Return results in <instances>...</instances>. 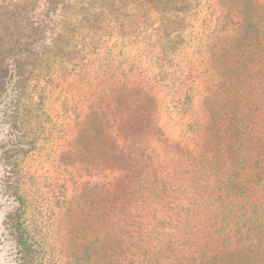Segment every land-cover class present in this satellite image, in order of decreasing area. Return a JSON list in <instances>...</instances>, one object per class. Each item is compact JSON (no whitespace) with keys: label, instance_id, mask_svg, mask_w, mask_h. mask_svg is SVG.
<instances>
[{"label":"rangeland","instance_id":"obj_1","mask_svg":"<svg viewBox=\"0 0 264 264\" xmlns=\"http://www.w3.org/2000/svg\"><path fill=\"white\" fill-rule=\"evenodd\" d=\"M30 1V17L43 18L44 0ZM242 1L170 3L182 20L184 40L176 53L174 89L181 100L185 92L192 97V111L205 115L204 130L212 121L242 118L239 109L263 96L258 71L264 49ZM257 1L263 11L264 0ZM25 6L0 0V61L18 31L12 15L25 14ZM83 15L71 4L65 14L45 19L42 50L30 57L37 62L24 73L18 101L24 133L17 137L31 145L8 158L2 111L10 113L12 104H6L13 91L0 88V264H18V228L27 236L33 264H264V209L252 214L262 193L237 201L234 218L221 212L192 217L187 233L177 228L172 210L166 218L162 203L175 209V199L185 204L205 188L212 196L222 194L226 175L236 176L226 161L240 160L237 142L214 134L204 139V159L192 161L191 142L186 154L180 150L185 136L179 118L169 113L167 90L155 94L158 126L170 136L163 143L151 139L155 123L153 118L146 126L144 93L158 70L147 42L118 37L106 22ZM147 22V34L159 26L155 19ZM144 138L151 143V161L143 154Z\"/></svg>","mask_w":264,"mask_h":264},{"label":"trees","instance_id":"obj_2","mask_svg":"<svg viewBox=\"0 0 264 264\" xmlns=\"http://www.w3.org/2000/svg\"><path fill=\"white\" fill-rule=\"evenodd\" d=\"M19 1L26 3L25 9L20 10L21 12L25 11V14L20 16L18 12H15L12 15L18 31L15 40L12 41V47L0 61V88L3 91L7 89L13 91L12 100H9L6 104H12L10 113L7 110L2 111V118L7 125V150L5 151L7 158L10 153H19L31 145V142L27 139L17 137L20 132H23L20 126L18 101L24 93V73L28 68H34L35 62H37V59L33 61L30 57L39 55L38 51L42 50L38 48L42 38L41 29L46 21L50 22L47 20L48 17L50 20V17L53 18L57 11H60L62 15L65 14L71 9L72 4L78 6L79 10L84 11L85 15L82 19L92 17L94 22H106L107 28L111 31L115 30L114 32L118 37L131 38L132 40L141 38L147 42L145 43L149 48L148 55H154L155 57L151 66L158 70V73L153 77V84L147 87L144 93L148 103V109L144 111L147 116L146 126L155 123L152 126L151 139L163 143L170 136L158 126L161 104L156 96L160 91L167 90L171 95L169 103L173 110L169 113L175 114V117L179 118L177 125L182 131L181 134L185 136L184 145L180 150L186 154L191 142L192 149L189 155H191L192 161L198 158L200 160L204 159L201 154L204 149V139L214 136V134L228 136L226 139L239 144L237 146L236 143L235 149L236 151L240 150V160L237 162L234 158L229 157L226 161V164L234 169L231 173H235L236 176L226 175L225 179L229 182L227 185L222 183L220 187L222 194L212 196L208 193L212 189L205 188L206 191L203 194H199V197L190 199L191 201L189 200L185 204L175 199L174 201L178 202L175 209H169V204L162 203L160 205H164L166 208V218H171L168 212L172 210L175 221H177V228L180 232L187 233L191 228L190 221L193 220L192 217L196 219L204 217L205 214H212V217H217L218 212H221L222 215L234 218L239 213L237 201L256 200L258 193H262V197L259 201L256 200L253 203L259 207L255 208L252 214H256V209L260 207L264 209V205L261 204L264 201V67L258 71V89L263 91V96L256 103L247 104L239 109V111L242 110L240 111V114L242 112V118L236 119L238 114H235V117L229 121H212L210 125L207 124L204 130L205 115L203 114L200 118L199 112L192 111V97L188 95V92L183 94L185 97L183 100L180 99V91L174 89L172 80V76L176 74L175 70L178 68L176 53L184 42L182 38V20H177L178 10L170 5V3H173L172 1L176 0H74L76 3L72 0H44L43 3L46 8L43 18L30 17L35 9L34 6L31 8L30 0ZM242 5L250 13L249 27L252 28L253 37L264 49V27L261 24V16L264 15V10L260 11L261 8H259L257 0H243ZM86 13L89 16H86ZM90 14L92 15L90 16ZM149 18L157 20L159 26L147 34V30L152 27V23L147 22ZM112 24L113 27H111ZM13 79H15L14 82L11 81ZM139 90L142 92V89ZM155 90H158L157 93ZM153 118L154 123L152 122ZM234 139H237V141ZM143 141H146V138ZM146 146L143 154L146 159L151 161V155L148 152L151 143L148 140ZM120 155L123 157L124 153ZM240 171L241 173H239ZM255 177L258 179L255 184H252ZM147 189L149 193L153 190L149 187ZM253 204L245 208L243 214L250 212L249 210ZM14 235L18 264H33L32 249L27 241V236L20 228L16 230Z\"/></svg>","mask_w":264,"mask_h":264}]
</instances>
